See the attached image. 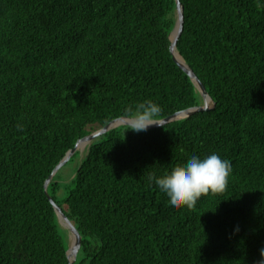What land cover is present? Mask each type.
<instances>
[{
    "label": "trees",
    "instance_id": "obj_1",
    "mask_svg": "<svg viewBox=\"0 0 264 264\" xmlns=\"http://www.w3.org/2000/svg\"><path fill=\"white\" fill-rule=\"evenodd\" d=\"M181 2L177 47L214 106L90 144L64 200L81 234L73 264L264 259V0ZM175 12V0H0V264H69L44 183L78 139L146 100L157 118L202 102L170 49ZM212 152L231 162L225 189L170 208L149 176ZM60 188L54 175L59 204Z\"/></svg>",
    "mask_w": 264,
    "mask_h": 264
},
{
    "label": "clouds",
    "instance_id": "obj_2",
    "mask_svg": "<svg viewBox=\"0 0 264 264\" xmlns=\"http://www.w3.org/2000/svg\"><path fill=\"white\" fill-rule=\"evenodd\" d=\"M160 112L158 103L152 100L141 102L135 113L130 114L127 129L137 133L147 131L150 126L159 124L157 116ZM231 171L230 160L212 152L203 157L193 155L186 165L169 175L160 178L153 174L149 180L167 200L170 208L179 209L182 206L192 207L202 195L209 192L223 191ZM261 256L264 257V249H261ZM260 264H264V259Z\"/></svg>",
    "mask_w": 264,
    "mask_h": 264
},
{
    "label": "water",
    "instance_id": "obj_3",
    "mask_svg": "<svg viewBox=\"0 0 264 264\" xmlns=\"http://www.w3.org/2000/svg\"><path fill=\"white\" fill-rule=\"evenodd\" d=\"M176 1V20L175 24L169 34L171 43H170V49L173 54L174 59L176 62L189 74L191 77L196 91L200 93L202 96V102L181 110H178L170 115L157 118L159 124L158 125H152L150 127H156L160 126L162 124L181 119L184 117H188L189 115L193 114L196 111H201V110H207L210 109L214 106V101L209 94V92L206 90L204 87L202 81L200 78L197 76V74L194 72L192 67L187 63L185 57L181 54L180 50L177 47V41L180 36V33L182 31L183 27V22H184V9H183V4L181 0H175ZM129 123V116H121L118 118L113 119L112 121L108 122L107 124L100 126L89 133L85 134L83 137L77 140L75 145L71 147L70 149L67 150L65 155L58 161V163L55 165L51 173L48 175V177L45 180L44 183V188L45 192L53 204V207L55 209L56 215L58 222L62 227H65L67 229V236H68V248H67V256H68V262L69 264H73L77 253L78 249L81 244V234L74 224V222L71 220V218L68 216V214L65 212L64 208L56 201V199L50 194L48 191V186L50 182L52 181L54 175L56 172L59 170V168L77 151L79 150V147L89 143L90 144L101 134L105 133L106 131L117 127L121 124H128ZM258 263V262H257Z\"/></svg>",
    "mask_w": 264,
    "mask_h": 264
},
{
    "label": "rangeland",
    "instance_id": "obj_4",
    "mask_svg": "<svg viewBox=\"0 0 264 264\" xmlns=\"http://www.w3.org/2000/svg\"><path fill=\"white\" fill-rule=\"evenodd\" d=\"M89 143H86L79 147L75 156L69 158L56 172L55 180L61 183V188L56 193V198L60 202V205L65 208L66 203L64 202L65 198L68 195V192L74 183L72 179L77 171V168L88 151ZM64 228L66 231L67 229ZM68 232V231H67ZM77 263V262H76Z\"/></svg>",
    "mask_w": 264,
    "mask_h": 264
}]
</instances>
